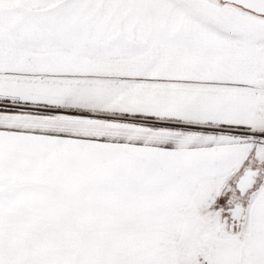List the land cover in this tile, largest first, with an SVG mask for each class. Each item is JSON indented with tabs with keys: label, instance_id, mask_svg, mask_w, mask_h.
Segmentation results:
<instances>
[{
	"label": "snow or ice",
	"instance_id": "snow-or-ice-1",
	"mask_svg": "<svg viewBox=\"0 0 264 264\" xmlns=\"http://www.w3.org/2000/svg\"><path fill=\"white\" fill-rule=\"evenodd\" d=\"M0 264H264V0H0Z\"/></svg>",
	"mask_w": 264,
	"mask_h": 264
}]
</instances>
